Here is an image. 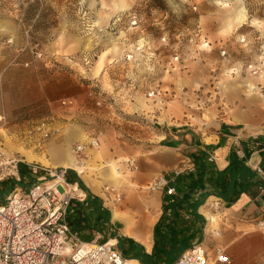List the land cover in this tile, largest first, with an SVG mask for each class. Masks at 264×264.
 I'll list each match as a JSON object with an SVG mask.
<instances>
[{
    "label": "rangeland",
    "instance_id": "rangeland-1",
    "mask_svg": "<svg viewBox=\"0 0 264 264\" xmlns=\"http://www.w3.org/2000/svg\"><path fill=\"white\" fill-rule=\"evenodd\" d=\"M112 1L0 0V61H13L0 76V205L18 161L42 166L52 145L86 163L89 184L111 159L129 181L141 162L170 154L168 128L264 126V0H132L115 16ZM42 122L52 138L35 131ZM73 128L80 138L68 143ZM128 158L135 172L123 168ZM108 187L122 204V188Z\"/></svg>",
    "mask_w": 264,
    "mask_h": 264
},
{
    "label": "crops",
    "instance_id": "crops-1",
    "mask_svg": "<svg viewBox=\"0 0 264 264\" xmlns=\"http://www.w3.org/2000/svg\"><path fill=\"white\" fill-rule=\"evenodd\" d=\"M111 3L113 16L132 6V0ZM2 29L13 32L16 39L20 36L15 23L5 22ZM12 63H6L7 67ZM7 67L0 61V76ZM229 95L237 98L238 94L231 89ZM67 134L69 143L81 133L73 128ZM161 138L167 141L164 148L170 154L164 160L163 156H153L150 166L141 162L139 173H133L129 181L115 167L117 160L111 159L89 184L84 178L88 166L84 174L72 165L65 166L73 155L77 158L68 145L49 148L42 166L77 171L78 183L86 194L84 201L70 206L67 222L71 229L84 242L98 237L101 242L114 240L121 247L118 251L140 264H176L196 243L203 244L212 259L216 249L222 248L231 257V264H264V126L234 119L215 130L168 128ZM27 162L38 161L27 156ZM33 163L25 164L26 169L31 171ZM19 165L18 161L17 176L27 177L21 175ZM163 176L176 190L172 197L165 189H150L152 182ZM109 185L122 188L126 194L122 204L110 201ZM214 201L220 202L218 210L211 207ZM160 221L163 227L156 233ZM156 241L158 258L152 255Z\"/></svg>",
    "mask_w": 264,
    "mask_h": 264
},
{
    "label": "built area",
    "instance_id": "built-area-1",
    "mask_svg": "<svg viewBox=\"0 0 264 264\" xmlns=\"http://www.w3.org/2000/svg\"><path fill=\"white\" fill-rule=\"evenodd\" d=\"M80 14L82 19L88 16L85 6L81 7ZM35 131L44 140L52 138L57 132L47 122L40 123ZM89 144L98 145L93 140ZM84 149L85 145L76 146L77 152ZM122 166L129 172L137 169L136 160L131 158L124 160ZM30 167L29 179L33 180L30 185L28 177L17 176L16 165L15 172L9 175L16 182L7 195V203L0 205V264H140L118 251L115 241L101 242L102 238L98 237L95 241L84 242L71 229L67 222L70 206L74 201H84L86 194L78 182L68 178L69 169ZM175 174L180 175V172L175 171ZM150 189H165L169 197L176 194L175 188L170 187L169 180L164 176L155 179ZM211 207L218 210L220 202L214 201ZM217 263L231 264L232 259L222 248L216 249L215 259H212L201 243L192 245L176 262Z\"/></svg>",
    "mask_w": 264,
    "mask_h": 264
},
{
    "label": "trees",
    "instance_id": "trees-1",
    "mask_svg": "<svg viewBox=\"0 0 264 264\" xmlns=\"http://www.w3.org/2000/svg\"><path fill=\"white\" fill-rule=\"evenodd\" d=\"M19 164H21V165H19V167H20V173L21 174H24L23 176H28V177H31V171H30V169L28 168V169H26V167H25V164H23V163H19ZM68 178L72 181V182H79V180L77 179V177H76V172L75 171H73V170H69L68 171ZM213 183V182H212ZM210 186H211V184H210ZM218 194V193H217ZM7 195H8V193H7ZM163 227V224H162V222L160 221L158 224H157V226H156V233L158 232L159 233V231L161 230V228ZM157 245H159L158 243H157V241H156V244H155V248H156V250L154 249V252H153V256L155 257H157L158 258V256H157ZM164 252V251H163ZM156 258V262L159 260V259H157Z\"/></svg>",
    "mask_w": 264,
    "mask_h": 264
},
{
    "label": "bare ground",
    "instance_id": "bare-ground-1",
    "mask_svg": "<svg viewBox=\"0 0 264 264\" xmlns=\"http://www.w3.org/2000/svg\"><path fill=\"white\" fill-rule=\"evenodd\" d=\"M249 87V89H250V91H256V87L254 86V85H249L248 86ZM230 92H231V90H230ZM230 94V93H229ZM228 94V95H229ZM233 94V93H232ZM234 95V94H233ZM229 97H230V95H229ZM233 98V97H232ZM67 153V152H66ZM68 154V153H67ZM65 163V162H64ZM2 165L4 164V163H1ZM6 164H8V163H6ZM83 164V163H82ZM78 160H77V158L73 155L71 158H70V161L69 162H67V163H65V166H68V165H72L73 167H76L77 168V171H79L81 174H84L85 173V170H86V167L85 166H83ZM111 165H113V164H111ZM117 167V170L119 171V172H121L120 170H119V168H118V166H116ZM114 168V167H113ZM53 169H57V168H53ZM122 173V172H121ZM120 178V177H119ZM112 243L114 242V240L113 241H111Z\"/></svg>",
    "mask_w": 264,
    "mask_h": 264
}]
</instances>
